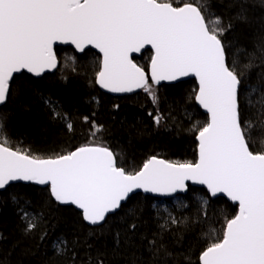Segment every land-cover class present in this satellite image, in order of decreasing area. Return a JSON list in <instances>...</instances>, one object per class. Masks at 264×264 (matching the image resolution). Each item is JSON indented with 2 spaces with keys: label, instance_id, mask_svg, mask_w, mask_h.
Returning a JSON list of instances; mask_svg holds the SVG:
<instances>
[{
  "label": "snow or ice",
  "instance_id": "1",
  "mask_svg": "<svg viewBox=\"0 0 264 264\" xmlns=\"http://www.w3.org/2000/svg\"><path fill=\"white\" fill-rule=\"evenodd\" d=\"M235 19L247 21L243 9ZM233 27L231 19L225 22L215 14L211 0H183L179 5L176 0H0V105L10 98L15 73L26 69L41 76L56 68L54 45L59 42L75 45L80 52L88 45L99 49L96 82L113 93L142 90L156 106V114H148L157 126L166 118L158 107L156 86L161 81L196 77L194 99L208 114L206 123L197 121L191 129L197 141L194 162L152 156L139 170L126 171L117 154L100 143L49 157L14 148L7 115L0 113V190L7 191L14 181L46 185L53 201L76 206L84 221L103 229L109 214L122 210L135 190L171 195L186 191L191 181L205 185L211 197L222 194L238 204L237 214L227 219L219 236L214 229L205 234L208 240L197 257L199 264H264V83L242 87L253 61L238 71L236 53L225 37ZM146 45L154 50L150 73L131 58ZM256 52L264 63V36L248 55L255 57ZM15 95L13 91L11 98ZM42 99L53 120L63 121L71 131L67 114L57 111L51 99ZM251 110L255 119L242 115ZM103 131L93 121L89 135ZM11 200L19 207L17 195ZM138 211L126 213L131 222L126 231L115 233L114 251L135 247ZM19 214L26 234L41 228L42 217L25 207H19ZM47 235L41 229L39 239ZM142 240H147L149 259L140 261L133 253L129 264H182L155 237ZM79 243L70 244L61 236L52 247L67 264H80L75 250ZM183 260L191 264L189 256ZM87 264L105 261L99 254L89 255Z\"/></svg>",
  "mask_w": 264,
  "mask_h": 264
},
{
  "label": "trees",
  "instance_id": "2",
  "mask_svg": "<svg viewBox=\"0 0 264 264\" xmlns=\"http://www.w3.org/2000/svg\"><path fill=\"white\" fill-rule=\"evenodd\" d=\"M176 4L181 2L176 0ZM211 9L225 22L230 19L233 22V29L226 32L225 37L232 52L236 53L238 71L249 60L253 61L242 87L264 83L261 80L264 75L261 54L248 55L264 36V0H211ZM242 9L247 21L235 19ZM237 49L242 51L237 52ZM151 56L146 52L135 61L148 70ZM75 58L77 61L67 62V65L60 60L53 75L41 79L22 75L14 79L10 98L0 109V113L7 115V133L14 148L49 157L74 150L88 141L100 143L117 154L126 171L139 170L152 156L180 162L196 160V133L191 129L197 121L201 125L206 123L208 116L194 99L198 89L195 81L157 86L159 111L166 117L157 126L148 114L155 115L156 106L146 93L141 91L123 97L108 95L96 82L100 59L88 55ZM13 91L15 99L11 98ZM42 97L51 99L57 105V111L67 114L72 122L71 131L63 121L53 120L52 111ZM254 111L242 112V115L255 119ZM84 117H88L87 122ZM93 121L104 129L95 137L89 135ZM11 195H17L19 207L42 217L41 228L30 234L24 232L19 207L12 202ZM180 197L184 200L183 207L166 211L158 208L155 199L133 196L122 210L107 218L108 223L103 229H99L88 225L74 208L53 201L47 188L10 186L7 191L0 192V264H67V258L58 256L52 247V241L61 236L70 244L80 242L75 248L80 264H87L89 255L96 257L98 254L105 264H129L133 253L138 260L147 261V240L142 237H155L182 264H187L183 260L185 255L190 257L191 264H199L197 257L208 240L205 234L214 229V235L219 236L227 219L237 214L238 207L224 198L211 200L204 189L190 188L187 195ZM135 209H139L138 229L133 237L135 247L122 246L119 251H114V235L127 230L131 219L126 213ZM170 217L176 223H171ZM161 225L166 228L162 229ZM41 229L48 233L44 240L39 239Z\"/></svg>",
  "mask_w": 264,
  "mask_h": 264
},
{
  "label": "water",
  "instance_id": "3",
  "mask_svg": "<svg viewBox=\"0 0 264 264\" xmlns=\"http://www.w3.org/2000/svg\"><path fill=\"white\" fill-rule=\"evenodd\" d=\"M61 48H70V49H73L78 55L83 54L86 50H92L93 52H95L96 54H98L101 57V60H102V53L99 52V49H96L95 47H93L91 45L86 46L84 52H80L78 49L75 48V45L62 44V43H59L58 42L56 45H54V51H55V53L57 52L58 49H61ZM146 51H151L152 54H154V50L151 49V46L150 45H146L145 48L141 49L140 52L133 53L131 58L134 61L135 58L140 57ZM57 60H58V58H57ZM58 67H59V60H58V63H57L56 68L45 71L41 76H36L34 73H30V72H28L25 69V70H22L20 73H15L13 75V81H14V79L16 77H19V76H21L23 74H26V75L32 77L33 79H41V78H43L46 75H53L57 71ZM147 73H150V67H149V70H148ZM191 80H194L197 83V85L199 84L198 79L196 77H194V76H186V77H180L179 79H177L175 81H161L158 86H171V85H176V84H179V83H182V82L191 81ZM97 85L106 94H110V95H113V96H116V97L126 96V95H130V94H135V93L141 91V90H137V91L132 92V93H113V92H109L107 89L101 88L98 83H97ZM10 87H11V85H10ZM7 101H6V103H7ZM6 103L3 104V105H0V109L3 108L6 105ZM197 105L202 110V112L208 116L206 110L203 109L198 103H197ZM159 159H162V158H159ZM32 184L35 185V186H37V187H39V188H47L46 185H38V184H36L34 182H30V181H14V182H12V185L11 186H14V185H32ZM187 185H188V188H187L186 191H177V192H175V193H173L171 195H164V194H161V193H146L142 189H137V190H135L134 193L130 194V198L129 199H131L135 195H143L145 197H150V198H153V199L170 200V199H173V198H175L177 196H180V195H183V196L186 195L188 193V191H189L190 188L204 189L208 193L207 188H206L205 185L196 184V183H193L191 181H188L187 182ZM0 192H3V190H0ZM208 195H209V198L211 200H215V199H218V198H224L229 203H231L234 206H237L238 207V204L236 202L231 201L228 197H226V196H224L222 194H218L216 197H211L209 193H208ZM127 202L123 203V205L126 204ZM62 206H65V207H73L76 211H78V212L81 213V210L77 209L76 206H74V205H62ZM118 211L119 210H117V212ZM112 215H114V214H112V213L109 214V216H112ZM86 223L88 224V222H86ZM90 226H92V225H90ZM94 227H96V226H94Z\"/></svg>",
  "mask_w": 264,
  "mask_h": 264
},
{
  "label": "rangeland",
  "instance_id": "4",
  "mask_svg": "<svg viewBox=\"0 0 264 264\" xmlns=\"http://www.w3.org/2000/svg\"><path fill=\"white\" fill-rule=\"evenodd\" d=\"M177 1H179V2H183V0H177ZM65 53V54H64ZM66 54H68V57L67 58H64L63 59V61H61L62 63L63 62H66V64L65 65H67V62H74V61H77L76 60V58H75V56H73L72 54H71V51H59L58 50V57H60L61 58V56H65ZM61 55V56H60ZM96 55V54H95ZM97 56V55H96ZM98 57V56H97ZM99 58V57H98ZM100 59V58H99ZM61 60H62V58H61ZM64 60H67V61H64ZM101 62V60H99L98 61V63H100ZM25 81H27V80H25ZM157 87V86H156ZM156 205L158 206V208H163V209H165L166 211H169V209L170 208H172V207H178V208H182L183 207V205H184V200L181 198V197H176V198H174V199H172V200H170V201H168V202H158V203H156Z\"/></svg>",
  "mask_w": 264,
  "mask_h": 264
},
{
  "label": "flooded vegetation",
  "instance_id": "5",
  "mask_svg": "<svg viewBox=\"0 0 264 264\" xmlns=\"http://www.w3.org/2000/svg\"><path fill=\"white\" fill-rule=\"evenodd\" d=\"M59 51H71V54L73 55V56H83V55H88V56H90V57H92V58H95L96 57V55H95V53L93 52V51H91V50H87V51H85L83 54H81V55H78L73 49H69V48H65V49H59ZM65 54V53H64ZM145 54V53H144ZM61 56V55H60ZM68 57V54H66L64 57L63 56H61V58H62V60L64 59V58H67ZM61 58L59 57V60H61ZM123 97V96H122ZM87 143H90V141H88V142H86V143H84V144H87ZM82 146V145H81Z\"/></svg>",
  "mask_w": 264,
  "mask_h": 264
}]
</instances>
